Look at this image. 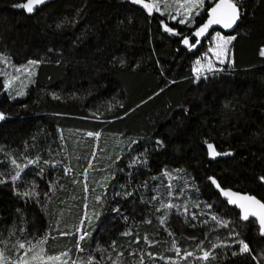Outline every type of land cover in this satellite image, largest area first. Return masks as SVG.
I'll list each match as a JSON object with an SVG mask.
<instances>
[{
	"label": "trees",
	"instance_id": "trees-1",
	"mask_svg": "<svg viewBox=\"0 0 264 264\" xmlns=\"http://www.w3.org/2000/svg\"><path fill=\"white\" fill-rule=\"evenodd\" d=\"M23 1L0 0V251L22 258L32 252L18 242L47 237L34 255L264 264L256 221L207 181L264 201V0H237L231 63L199 78L214 30L195 52L180 39L206 11L182 25L130 0H53L31 14ZM10 65L30 67L18 92L4 87ZM206 142L231 155L210 160Z\"/></svg>",
	"mask_w": 264,
	"mask_h": 264
},
{
	"label": "snow or ice",
	"instance_id": "snow-or-ice-1",
	"mask_svg": "<svg viewBox=\"0 0 264 264\" xmlns=\"http://www.w3.org/2000/svg\"><path fill=\"white\" fill-rule=\"evenodd\" d=\"M134 3L142 4L143 7L151 14L153 11L160 12L161 11V5L167 9L174 8L175 14H172L171 12H167L168 18L171 20L177 21L179 24H188L192 21H194V18L196 16L201 15L202 11H206L208 14L207 21L198 27L193 34L195 37H203L208 32L209 28L213 25H222L224 28H231L239 19L240 17V9L238 7L237 0H219V2H215L213 0L214 6L211 8L206 7V0H152L151 3H146L145 0H133ZM45 3V0H27V3L17 5V7H22L26 9L28 13H32L36 6ZM163 23V22H162ZM59 27V25H58ZM165 30L174 33V29L169 28L166 24L164 25ZM178 34V33H174ZM234 39V37H223L220 36L219 33L217 34V40L219 41L216 43L215 47L210 49V51L213 52L216 59L219 60L221 64L225 63V56L227 54V47L231 43V41ZM183 43L185 45L189 44V40L187 37H184ZM196 43H200V40L197 39ZM191 47H195V45H191ZM260 55L264 56V49H261ZM29 65H34L38 63L37 61H29ZM230 63V61H229ZM205 69L209 72L214 70V65L212 64L211 60H208L206 64H201L200 60L196 61V64L193 68L194 73L199 78L200 75H202L205 71ZM25 71L28 69L25 68ZM17 72L21 71V69H16ZM17 77H13L12 79H16ZM12 86L11 80H5L4 81V87L5 89H8ZM19 95H23V92L18 93ZM3 118V115L0 114V119ZM88 136L93 135H99V133H87ZM135 143V142H133ZM209 155L215 156L217 153L215 152L213 145L209 144ZM39 158H37L38 160ZM37 161L34 160H28V164L36 163ZM135 162V161H134ZM13 165H15L17 168L19 165L16 164V161H12ZM47 163V162H45ZM27 166V165H26ZM167 175V173H165ZM20 178V171L16 172V175L12 176L11 179L13 182L18 180ZM264 180V177L261 178ZM4 181L0 180V183H3ZM214 184H216V181H212ZM217 188L220 186L217 184ZM222 195L228 198V203L232 205H237L241 209V219L243 221H250L251 219H254L256 222H258L259 230L262 235H264V202H261L260 200H257L253 196H244L239 195L237 193L223 190L221 189ZM23 195H29V193H23ZM100 197H97V200H99ZM155 199V197L153 198ZM162 207L172 209L175 208L176 205L174 204H167L162 205ZM209 207H211L209 205ZM118 211V209H117ZM212 220L217 221V223L221 227H228L229 222L228 221H221L217 216H212ZM165 221L164 219L161 220V223L163 224ZM90 233L84 232L79 240L77 241V249L82 251L83 249L80 248V241H83L88 238ZM127 235V233H125ZM47 237L38 240L36 244H32L31 241L27 242L28 246L24 242H18L19 249H25L26 252H35L37 245H42ZM240 245V252L241 253H247L249 252V245L244 240H239ZM114 246V245H113ZM173 246L175 247V242H173ZM213 247H216V245H213ZM40 252H43V249H40ZM176 252L179 254L180 249L176 248ZM234 255L236 253H233ZM62 255H67V253H64ZM193 253L188 252L185 254V257L192 256ZM40 258L39 254L33 255L32 259L37 260ZM210 258V253L208 251L203 252V256L201 259L208 260ZM23 259V258H22ZM61 257H48V260H60ZM27 264V262H25ZM64 264H67V261L64 262ZM75 264V262H73ZM115 264V262H113ZM141 264H144L143 258H141Z\"/></svg>",
	"mask_w": 264,
	"mask_h": 264
},
{
	"label": "rangeland",
	"instance_id": "rangeland-1",
	"mask_svg": "<svg viewBox=\"0 0 264 264\" xmlns=\"http://www.w3.org/2000/svg\"><path fill=\"white\" fill-rule=\"evenodd\" d=\"M130 1L133 2V0H130ZM145 2L151 3L152 0H145ZM170 2H171V0H170ZM139 5H141L143 7L142 4H139ZM160 12L164 13L166 15V17L168 18L167 12H171L172 14H175V9L169 8L166 11L165 8L161 5V11ZM218 33L220 36H223L225 38L226 37H233L232 34L223 33L220 30H214L213 33L211 34V36L208 38L206 48L202 51V53L198 57V60L201 61V64H206L208 60H211L212 64L214 65V68H215V67H221L225 64L228 65L231 63V45L230 44L227 47V54L225 56V63H223V64H221L219 62V60L216 59L213 52L210 51V49L214 48L216 43L219 42L217 40V34ZM263 49H264V47H263ZM229 61H230V63H229ZM5 65H7V63ZM25 68H27L28 70L25 71L24 70ZM25 68L21 67V66H18V68L12 67L10 65V69L8 70L7 76L5 77L7 80L12 81V86L10 88H8L9 90L13 89L12 87L15 84V86H14V88L16 90L15 92L20 91V86L22 84V81H23L25 74L30 72V67H25ZM16 69H21V71L17 72ZM206 71L207 70L205 69L204 73ZM194 76L197 77V75L195 73H194ZM13 77H17V78L13 80L12 79ZM77 230L79 233V228H77ZM79 235L81 236L82 234H79ZM47 246L52 247V246H55V244H53V243L49 244L48 243ZM0 250H1V248H0ZM68 250H69V248H67V251ZM63 253H58L55 255L47 256V257H46V255H44L43 257L40 256V258L37 260H33L32 257L35 254L34 252L29 253V254L26 253V256L22 257L23 258L22 259L21 257L16 258L15 254L9 253V254L5 255L4 253H2V251H0V264H25V262H27V264H64L65 261H67V264H73V262H75V264H86L88 262V259H89V258L85 259L82 256H79V257L75 256L74 258H72L68 255V253H67V255H62ZM57 256L61 257V259L60 260H48V257H57ZM30 261H32V262L30 263ZM47 261L49 263H47Z\"/></svg>",
	"mask_w": 264,
	"mask_h": 264
},
{
	"label": "water",
	"instance_id": "water-1",
	"mask_svg": "<svg viewBox=\"0 0 264 264\" xmlns=\"http://www.w3.org/2000/svg\"><path fill=\"white\" fill-rule=\"evenodd\" d=\"M51 1H53V0H45V3L36 6L35 9L40 8V7H42L43 5H45L46 3H49V2H51ZM242 1H247V0H242ZM215 2H219V0H215ZM24 3H27V0H24L22 4H24ZM213 6H214V3H212L211 6H210L209 8H211V7H213ZM238 7H239V9H240V17H239V19L237 20V22H236L231 28H224L222 25H213V26H211V27L209 28V30H208V32L205 34V36H203V37H199V38H198V37H195L193 34L195 33L196 29H197L198 27H200L201 25H203V24L207 21V19H208V14H207V12H206V17L204 18V20H203L201 23H199L197 26H195V27L192 29V31H191L190 34H188V35H184V36L181 37V39H180V44H181V46H182L183 48H185V49H188L190 52H195L199 47H201L203 41L206 40V38L210 35V33H211L213 30H220V31H222L223 33H227V34H231V33H233L234 30L236 29L238 23L240 22V20H241V16H242V14H243V10H242V8L240 7L239 4H238ZM22 9L24 10V12H25L26 14H31V13H28V12L26 11V9H24V8H22ZM35 9H34V10H35ZM32 13H33V12H32ZM184 37H187V38H188V40H189V44H188V45H185V44L183 43V39H184ZM192 39L194 40L193 42H191ZM197 39L200 40V43H198V44L196 43ZM193 44L195 45V47H191V45H193ZM0 114H1V113H0ZM0 120H1V119H0ZM209 144L213 145V148H214L215 152L217 153V155H215V156H210V155H209V148H208V145H209ZM205 146H206V150H207V156H208V158H209L210 160H216V159H219V158H226V157H229V156L231 155V152H230L229 150H226V151H220V150H218V149L214 146V144L211 143V142H206V143H205ZM213 180L216 181V184H214V183L212 182ZM207 181L211 183V185L213 186V188L219 193L220 197H221L223 200L226 201V203L228 204V206H230V207H234V208H236V209L238 210V212H239V216H240V219H241V209H240L237 205L229 204V203H228V198L225 197L224 195H222V193H221V189H223V190H227V191H231V192L237 193V194H239V195L253 196V197H255L257 200H260L261 202H264V201H262L260 198H258L256 195L251 194V193H249V192H243V191H239V190L233 189V188H231V187L222 186V185L220 184V182L218 181V179H217L214 175H208V177H207ZM217 184L220 186L219 188H217V186H216ZM241 220H242V219H241ZM242 221H243V220H242ZM256 223H257V226H258V233H259V235H260V236H264V235H262V234L260 233L258 222H256Z\"/></svg>",
	"mask_w": 264,
	"mask_h": 264
},
{
	"label": "flooded vegetation",
	"instance_id": "flooded-vegetation-1",
	"mask_svg": "<svg viewBox=\"0 0 264 264\" xmlns=\"http://www.w3.org/2000/svg\"><path fill=\"white\" fill-rule=\"evenodd\" d=\"M194 40L192 39L191 42H193Z\"/></svg>",
	"mask_w": 264,
	"mask_h": 264
}]
</instances>
